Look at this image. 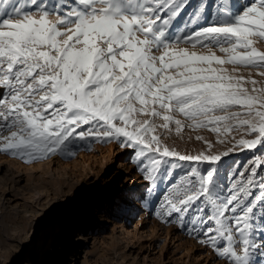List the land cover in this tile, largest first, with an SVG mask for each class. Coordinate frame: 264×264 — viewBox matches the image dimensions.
<instances>
[{
    "label": "snow or ice",
    "instance_id": "obj_1",
    "mask_svg": "<svg viewBox=\"0 0 264 264\" xmlns=\"http://www.w3.org/2000/svg\"><path fill=\"white\" fill-rule=\"evenodd\" d=\"M261 45L264 0H0V153L38 163L116 143L149 195L165 185L163 222L226 264H264ZM172 125L217 140L182 153ZM246 149L225 183L222 157Z\"/></svg>",
    "mask_w": 264,
    "mask_h": 264
},
{
    "label": "rangeland",
    "instance_id": "obj_2",
    "mask_svg": "<svg viewBox=\"0 0 264 264\" xmlns=\"http://www.w3.org/2000/svg\"><path fill=\"white\" fill-rule=\"evenodd\" d=\"M260 47L264 50V45ZM172 128L165 143L182 153L204 150L206 145L197 135L214 143L217 140L208 130L185 127L178 136L174 125ZM217 148L224 150L223 145L217 144ZM256 151L246 149L222 157L225 183L230 182L226 179L228 167H243ZM134 161L132 151L116 143H95L72 158L53 156L38 163H23L0 153V264H42L50 255L44 258V251L55 239L65 249L58 264H226L178 223H166L157 216V199L165 185H160L156 196L149 195L147 181ZM19 173L24 180L13 195L12 176ZM142 188V207L125 214L126 204ZM68 194L74 198L64 199ZM83 196L88 197L90 220L100 226L86 230L78 226L58 237L59 225L52 227L51 222L61 221L66 209L80 206ZM72 220L77 224L76 214ZM79 237L84 238L81 244L77 243ZM84 249L88 251H81Z\"/></svg>",
    "mask_w": 264,
    "mask_h": 264
},
{
    "label": "bare ground",
    "instance_id": "obj_3",
    "mask_svg": "<svg viewBox=\"0 0 264 264\" xmlns=\"http://www.w3.org/2000/svg\"><path fill=\"white\" fill-rule=\"evenodd\" d=\"M33 168H35V166H33ZM2 170V167L1 169ZM22 174H13L12 178H13V182L15 183L16 187L15 190L12 192L13 195H16V192L18 191V187H22L19 186L20 183L24 180V177L21 176ZM18 185V186H17ZM142 188L141 190H137L134 192V196L131 198V200L126 204V211L125 214H131L134 211L138 210V208L142 207V203L140 202V196H142V192H143ZM69 196H67V198L64 199H70V198H74V196H70V194H68ZM16 197V196H15ZM18 197V196H17ZM82 199V200H81ZM10 199L7 200V202H9ZM88 197L87 196H83L82 198H80V206L78 204L75 205V208L72 210L66 209L65 211V215L63 217H61V221L59 220L58 222L56 221H52L51 222V226L52 227H56L57 225H59L58 231L60 230V232L57 234L58 237H64L66 235H68L70 233V230H74L76 227L80 226L82 228V230H86V229H91L94 226H100V224H96L93 221L90 220V214H91V209L90 206L87 202ZM108 202H110L111 200H107ZM76 203L77 199H76ZM77 215V224L74 222V220H72V218L74 217V215ZM139 223H144L142 220H140ZM54 237V235H53ZM60 238V239H61ZM84 240L83 237H79L77 239V243L81 244V241ZM88 247V246H86ZM50 250H49V249ZM87 249V248H86ZM81 250V251H88V250ZM42 252V249H40ZM64 247L62 246V244H59V240L55 239L54 244L50 247H47V250L44 251L45 255L43 256L45 258L46 255H49L46 259H44L42 264H58L60 263L59 258L61 257L62 252H64ZM54 252V254L50 253Z\"/></svg>",
    "mask_w": 264,
    "mask_h": 264
}]
</instances>
